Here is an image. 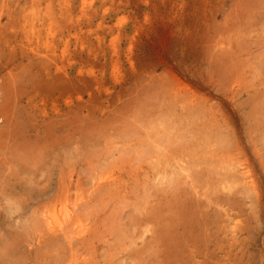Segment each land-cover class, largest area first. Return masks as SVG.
Instances as JSON below:
<instances>
[{
  "label": "rangeland",
  "instance_id": "374dc122",
  "mask_svg": "<svg viewBox=\"0 0 264 264\" xmlns=\"http://www.w3.org/2000/svg\"><path fill=\"white\" fill-rule=\"evenodd\" d=\"M0 119V264H264V0H0Z\"/></svg>",
  "mask_w": 264,
  "mask_h": 264
},
{
  "label": "bare ground",
  "instance_id": "6f19581e",
  "mask_svg": "<svg viewBox=\"0 0 264 264\" xmlns=\"http://www.w3.org/2000/svg\"><path fill=\"white\" fill-rule=\"evenodd\" d=\"M54 38V37H53ZM67 46H69V45H67ZM45 52V51H44ZM16 53V52H15ZM77 53V52H76ZM17 55V54H16ZM70 55V54H69ZM76 56V55H75ZM54 58V57H53ZM56 60V59H55ZM77 60V59H76ZM58 61V60H57ZM68 63V62H67ZM57 64V63H56ZM65 69V68H64ZM48 71V70H47ZM64 78V77H63ZM60 79V78H59ZM60 83V82H59ZM60 85V84H59ZM79 87V86H78ZM58 88V87H57ZM75 93V92H74ZM78 93H79V91H78ZM77 104V103H76ZM8 111V110H7ZM9 112H10V110H9ZM20 117V116H19ZM0 122H1V119H0ZM14 128V127H13ZM35 145V144H34ZM22 146H24V147H19V148H17L16 150H19V152H20V150L21 151H23V152H25V150H31L30 148H31V146H33L32 144L30 145V148H28V146L27 147H25V145H22ZM24 148V149H23ZM28 151V152H29ZM27 152V151H26ZM220 160V159H219ZM224 163V162H223ZM244 165V164H243ZM225 166H226V164H225ZM242 166V165H241ZM245 166V165H244ZM246 166H248V165H246ZM248 168L249 167H247L246 169L248 170ZM182 169V168H181ZM253 170V169H252ZM244 172V171H243ZM254 174V173H253ZM111 177V176H110ZM232 178V177H231ZM246 178V177H245ZM244 178V179H245ZM249 178V177H248ZM248 180V179H247ZM116 181V180H115ZM222 184V183H221ZM255 185V184H254ZM254 190V189H253ZM252 190V191H253ZM71 192V191H70ZM67 195H69V194H67ZM49 196H51V195H49ZM70 196L71 195H69V197L67 196V197H64V198H61V199H59V200H56L55 202H56V207H57V209L55 210V211H49L48 213H46V215H45V222H46V225H47V227L50 229V230H54V231H58V230H62V229H64L65 228V226H66V224L67 223H74L72 226H76L77 225V221L73 218V216H72V213H73V211H72V209L70 208V203L69 202H71L70 201ZM76 197V196H75ZM77 199V198H76ZM76 203V202H75ZM187 203V202H186ZM200 204V203H199ZM198 204V205H199ZM194 206V205H193ZM202 207V206H201ZM190 210V209H189ZM160 212V211H159ZM181 212H183V211H181ZM183 214V213H182ZM177 216V215H176ZM144 219V218H143ZM155 219V218H154ZM167 220V219H166ZM72 221V222H71ZM82 223V222H81ZM147 223V222H146ZM84 224H86V223H84ZM84 224H80V223H78V225L76 226V229H75V231H77V233H79V234H83V233H86V231H87V228H88V224L87 225H84ZM204 224V223H203ZM196 225V224H195ZM194 226V225H193ZM188 228V227H187ZM148 229V228H147ZM179 230V229H178ZM154 233V232H153ZM198 235V234H197ZM164 239V238H163ZM55 240V239H54ZM166 240V238L164 239V241ZM193 240V239H192ZM207 240V239H206ZM199 243V242H198ZM202 243V242H201ZM194 244V243H193ZM174 246V245H173ZM174 248H175V246H174ZM173 248V249H174ZM181 248V247H180ZM196 249V248H195ZM148 250V249H147ZM183 250V249H182ZM184 251V250H183ZM143 253V252H142ZM179 253V252H178ZM174 254V253H173ZM137 255V254H136ZM174 256V255H173ZM200 256V255H199ZM176 259V258H175ZM7 261V260H6ZM140 262V261H139Z\"/></svg>",
  "mask_w": 264,
  "mask_h": 264
}]
</instances>
